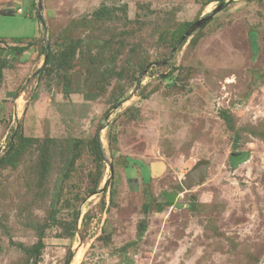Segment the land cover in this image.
I'll list each match as a JSON object with an SVG mask.
<instances>
[{
    "label": "rangeland",
    "instance_id": "rangeland-1",
    "mask_svg": "<svg viewBox=\"0 0 264 264\" xmlns=\"http://www.w3.org/2000/svg\"><path fill=\"white\" fill-rule=\"evenodd\" d=\"M225 2L0 0V264L46 225L39 264H264V0Z\"/></svg>",
    "mask_w": 264,
    "mask_h": 264
},
{
    "label": "trees",
    "instance_id": "trees-1",
    "mask_svg": "<svg viewBox=\"0 0 264 264\" xmlns=\"http://www.w3.org/2000/svg\"><path fill=\"white\" fill-rule=\"evenodd\" d=\"M20 9H22V8H20ZM18 10H19V8H18ZM96 14H97V18L98 19H101L103 17L108 16L109 15V11L106 10V9H103L101 11L96 12ZM26 16H28L31 19H36L39 23H41V21L38 18V15L35 14V11L33 13V10L32 9L30 10V8H29V11L26 14ZM190 26H192V24L191 25H187V28H183L182 30L179 31V33H180L179 34V40L183 37V35L185 34V32L188 30V28ZM15 43H16V45H15L16 47H14V49L16 51H18V52L21 53V52H25L26 50H28V48H27L28 45L27 46H25V45H22L21 46V45H17V42H15ZM21 44H23V43L21 42ZM79 44H80L79 42H77V43H74V42L70 43L69 48H67V49L65 48V49H63L61 51V53H60V55H62L61 57L64 56V60L65 61L70 60L73 57V51L78 48V45ZM55 56H57V55H55L54 53H52V51H49V49H48L47 60H46L47 65L54 66V64L56 62V61L54 62ZM62 61L61 62L59 61V64H58L59 68L60 67H63ZM165 79H168V78L165 77ZM9 144H10V146H13L14 145V139H11L10 142H9ZM96 144H97V149H99L98 141L96 142ZM97 152H98V155H100V152L99 151H97ZM7 159H8V157L5 156V155H3L2 157H0V165L3 162H6ZM100 160H102L101 157H100ZM99 178H100V175H98L97 180H95V184L96 185H98L99 182H100ZM167 203L170 204V205L173 204L172 201H168ZM46 228H47V225L46 226H41V227L38 228V231H39L38 240L32 246H25L23 244H21L19 246V248L21 249L22 253L27 258L25 264H39L40 261L42 260V253H43V250L45 248L44 237H45ZM71 235H72V233H71ZM72 255H73V252H70L69 256L67 257V259L65 261V264H69L70 263V259H71Z\"/></svg>",
    "mask_w": 264,
    "mask_h": 264
},
{
    "label": "water",
    "instance_id": "water-1",
    "mask_svg": "<svg viewBox=\"0 0 264 264\" xmlns=\"http://www.w3.org/2000/svg\"><path fill=\"white\" fill-rule=\"evenodd\" d=\"M221 1V7L224 6L227 2H225V0H220ZM220 7V8H221ZM42 7H41V2L39 1V9H38V18L39 20L41 21V24H44V19H43V16H42ZM2 16H14L15 15V10L14 9H11V8H4L3 11H1L0 13ZM213 14V13H212ZM212 15L206 17V18H209L211 17ZM208 19H203L201 21H198L196 23H194L190 29H188L189 31H187L183 37L179 40L178 44L180 45L184 40H186V38L191 34L192 30H195V29H198L199 27H201ZM44 31H47V28L44 24ZM178 46V45H177ZM46 56L48 54V49H46ZM174 52V51H173ZM140 80H138V83H137V87H136V90L139 88L140 86ZM135 90V91H136ZM133 96V95H132ZM123 103V101H120L116 106H115V109L119 108L121 106V104ZM103 127H101L97 133V139H98V145H99V149H100V152L103 156V158L105 159V161L108 163L110 169L112 170V164L110 163V161H108L105 157V154H104V150L102 148V140H101V131H102ZM196 168H201V172H202V175L198 176V177H195L194 175H192L193 173H195V169ZM200 170V169H199ZM206 170H207V164L203 163V164H199L197 165L194 169H192L186 176L185 178H187V181H182V186L186 189V190H190L191 188L201 184V182L204 180L205 178V175H206ZM198 171V170H197ZM192 175V176H191ZM111 179V177H110ZM109 179V180H110ZM109 180L107 181V183L109 182ZM186 180V179H185ZM104 190V188L102 189H99L97 191V193H102V191Z\"/></svg>",
    "mask_w": 264,
    "mask_h": 264
},
{
    "label": "bare ground",
    "instance_id": "bare-ground-1",
    "mask_svg": "<svg viewBox=\"0 0 264 264\" xmlns=\"http://www.w3.org/2000/svg\"><path fill=\"white\" fill-rule=\"evenodd\" d=\"M194 168H195V167H194ZM194 168H193V169H194ZM199 169H200V170H199ZM197 170H198V171H197ZM195 171H196V172L192 174V175H194L195 177H198L199 175H200V176L202 175L201 168H196ZM192 175H191V176H192ZM185 179H186V180H185ZM185 179L182 180V181H187V178H185Z\"/></svg>",
    "mask_w": 264,
    "mask_h": 264
},
{
    "label": "crops",
    "instance_id": "crops-1",
    "mask_svg": "<svg viewBox=\"0 0 264 264\" xmlns=\"http://www.w3.org/2000/svg\"><path fill=\"white\" fill-rule=\"evenodd\" d=\"M11 8H14V9H16V7H15V6H13V5L11 6ZM19 10H21V9L19 8ZM19 10H18V8L16 9V11H17L16 13H17V14H20ZM36 27L38 28V25H37ZM38 30H39V28H38Z\"/></svg>",
    "mask_w": 264,
    "mask_h": 264
},
{
    "label": "clouds",
    "instance_id": "clouds-1",
    "mask_svg": "<svg viewBox=\"0 0 264 264\" xmlns=\"http://www.w3.org/2000/svg\"><path fill=\"white\" fill-rule=\"evenodd\" d=\"M14 10H15V14H16L17 11H16V9H14ZM20 11H21V10H19V12H20ZM21 12H22V11H21Z\"/></svg>",
    "mask_w": 264,
    "mask_h": 264
}]
</instances>
